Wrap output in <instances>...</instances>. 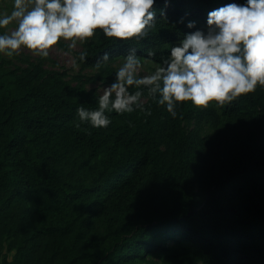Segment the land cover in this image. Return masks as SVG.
Here are the masks:
<instances>
[{"label":"trees","instance_id":"obj_1","mask_svg":"<svg viewBox=\"0 0 264 264\" xmlns=\"http://www.w3.org/2000/svg\"><path fill=\"white\" fill-rule=\"evenodd\" d=\"M232 2L244 0H156L133 45L156 51L145 72ZM112 39L82 44L74 74L50 56L0 57V264H264V87L219 108L180 102L176 118L144 92L151 115L93 128L76 109L114 81L128 45Z\"/></svg>","mask_w":264,"mask_h":264},{"label":"clouds","instance_id":"obj_2","mask_svg":"<svg viewBox=\"0 0 264 264\" xmlns=\"http://www.w3.org/2000/svg\"><path fill=\"white\" fill-rule=\"evenodd\" d=\"M156 0H13L10 13H0V30L15 24V29L0 32V53L9 57L22 47L42 58L58 41H66L71 52L77 44H86L102 33L113 38L110 43L128 45L123 63L114 72L115 79L100 88L98 107L76 109L81 123L93 128H106L109 113L144 112L143 94L173 117L180 102L194 106L223 107L238 97L264 87V0L227 3L207 13L206 26L185 34L170 54L145 72V64L156 56L137 55L142 41L150 37L156 26ZM168 0H166L167 6ZM196 28L195 21L186 24ZM99 30V32L97 31ZM88 52L78 53L72 60L73 70L88 60ZM110 54L97 56V71L107 67ZM135 89V91H133Z\"/></svg>","mask_w":264,"mask_h":264},{"label":"rangeland","instance_id":"obj_3","mask_svg":"<svg viewBox=\"0 0 264 264\" xmlns=\"http://www.w3.org/2000/svg\"><path fill=\"white\" fill-rule=\"evenodd\" d=\"M12 4H13V0H3L0 1V13H10L12 10ZM15 29V24H10L6 29H2L0 30V32H10L12 30ZM66 45H68L69 42L63 41ZM73 53L71 52H67L64 51L62 49H60L57 45H54L50 50H49V56L51 58H53L54 60H56L61 66L67 68L70 70V72L72 74L77 73L79 71V69L77 70H73L72 68V60L75 57L74 52H78L81 50V44H77L75 49H72ZM18 55H25V56H30L34 59H36L38 56L34 55L33 52L29 49L26 48H21L20 50H18ZM0 57H5L7 58L8 56L0 53ZM101 84L97 83L91 86V88L93 89H97L101 94H102V89L100 88ZM103 86H108V85H104Z\"/></svg>","mask_w":264,"mask_h":264}]
</instances>
